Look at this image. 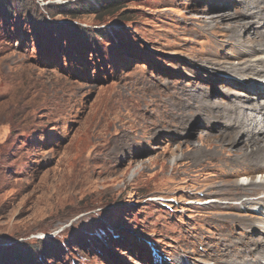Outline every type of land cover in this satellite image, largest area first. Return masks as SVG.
<instances>
[{
    "label": "rangeland",
    "instance_id": "rangeland-1",
    "mask_svg": "<svg viewBox=\"0 0 264 264\" xmlns=\"http://www.w3.org/2000/svg\"><path fill=\"white\" fill-rule=\"evenodd\" d=\"M263 2L0 0V264H260L264 202L237 206L216 138L233 120L200 109L264 104ZM98 60L114 72L74 73ZM199 149L222 160L196 181Z\"/></svg>",
    "mask_w": 264,
    "mask_h": 264
},
{
    "label": "bare ground",
    "instance_id": "bare-ground-1",
    "mask_svg": "<svg viewBox=\"0 0 264 264\" xmlns=\"http://www.w3.org/2000/svg\"><path fill=\"white\" fill-rule=\"evenodd\" d=\"M255 5L257 8V6L258 5L260 6L261 4H259V2H255ZM239 7H241L240 10L243 11L246 9V4L242 2L240 3ZM256 11H258V8ZM261 11H263V9ZM238 13L239 12L234 13V14L237 15ZM248 13H251V12H248ZM221 16L225 20H229L232 18L230 15L228 16L227 13L221 14ZM247 66L248 65H246V67ZM229 78L233 80L232 77H229ZM263 86L264 84L257 85L255 83V85L251 86V88L253 87L252 90H254V92H256L258 96H264L263 94L264 92L262 91L264 89ZM243 106L244 105L241 106L238 104H234L233 106H227L224 108H220L221 110H218V111H215L216 107L207 109V110L200 109V111H201V115L207 118H210L216 122H221V121L228 122V121L233 120V122H230L227 124V128H229V126H233V128H235L236 131L234 133H231L230 131H225L223 132L224 134L221 132V134H218L216 138L218 139V141H220L218 145H219V149L222 150V153L223 154H225L226 152L229 153V157L232 159L233 164L231 165V167H233V171H235L236 173L235 175L231 173V176L237 177L238 175L242 174L240 175L238 181L235 179H232L233 184L235 185L233 187L234 189H237V193H239L238 196L242 195V196H245L246 198L239 205L237 204L236 205L249 207L248 204L262 205L263 204L262 202H264V193L259 194L260 197H256L258 195H256L254 191L250 190L252 188H258V189H262L264 192V167H261V166H264V164H260L258 165V167L252 166L250 167V169H247V168L242 169L243 164H240V161L236 157L240 154H244L247 156L249 154L250 155L260 154L264 156V104L263 105L259 104L257 106L256 105L244 106V107ZM246 109L249 111H247ZM227 122H223L224 123L223 125H220V124L219 125L224 126ZM210 139H212V137L207 138V140L209 141ZM239 143H242V145L236 148V146ZM205 153H208V152H204L201 149H199L198 153H196V155L193 158L195 160L194 161L195 163L192 164V167L189 171V175L194 176L195 178L193 177V179H195L196 181H200L202 176H204L205 173L209 171H214L218 166L217 161L222 160V157L219 154H217V156H215L214 159L212 160L210 159L208 161L201 160L205 156ZM254 173L258 174V179L255 182L248 181L249 176L247 175L251 176ZM240 200H243V197ZM258 211L262 216L264 215V208L260 207ZM259 263L264 264V257L261 258V261Z\"/></svg>",
    "mask_w": 264,
    "mask_h": 264
},
{
    "label": "clouds",
    "instance_id": "clouds-1",
    "mask_svg": "<svg viewBox=\"0 0 264 264\" xmlns=\"http://www.w3.org/2000/svg\"><path fill=\"white\" fill-rule=\"evenodd\" d=\"M214 4L210 5L209 7L213 6ZM75 51H77V54H80L83 56V50H87L85 48H83L82 50H79L78 48H73ZM148 51V50H146ZM130 55L133 56L135 59H137L138 57L140 58V53H138L137 51H134L132 50V52H130ZM121 56H126V53H122ZM138 58V59H139ZM95 59V58H94ZM94 61V60H93ZM103 62H101L100 60H98V62H92L91 65H90V68H88V66H78L75 67L76 72H74L77 76H79V78L85 80V81H88V82H94L95 81V76L96 75H108L112 72H114V68L113 67H102V64ZM139 69L138 71L141 72V76H148L149 78H151L153 81H156L158 83H162L164 84V82H160V81H157L155 80V78L153 77V71H149V70H146V69H142L141 67H143L142 65H136ZM78 72H84L86 73L88 76L87 77H82L80 75H78L77 73ZM219 75H221V73H218ZM95 83V82H94Z\"/></svg>",
    "mask_w": 264,
    "mask_h": 264
},
{
    "label": "water",
    "instance_id": "water-1",
    "mask_svg": "<svg viewBox=\"0 0 264 264\" xmlns=\"http://www.w3.org/2000/svg\"><path fill=\"white\" fill-rule=\"evenodd\" d=\"M67 142V139H63L62 141H61V145H63L64 143H66ZM44 166H46V165H44ZM44 166H42L41 168H44Z\"/></svg>",
    "mask_w": 264,
    "mask_h": 264
}]
</instances>
